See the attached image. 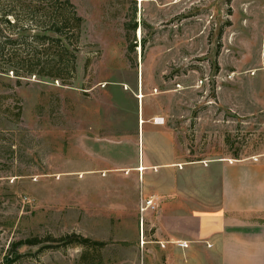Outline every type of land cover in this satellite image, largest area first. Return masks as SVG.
Masks as SVG:
<instances>
[{"label":"rangeland","instance_id":"1","mask_svg":"<svg viewBox=\"0 0 264 264\" xmlns=\"http://www.w3.org/2000/svg\"><path fill=\"white\" fill-rule=\"evenodd\" d=\"M69 2L72 63L32 41L39 19L18 15L12 49L0 37V264H145L140 205L160 174L136 168L161 162L152 132L188 162L264 153V0Z\"/></svg>","mask_w":264,"mask_h":264},{"label":"crops","instance_id":"2","mask_svg":"<svg viewBox=\"0 0 264 264\" xmlns=\"http://www.w3.org/2000/svg\"><path fill=\"white\" fill-rule=\"evenodd\" d=\"M160 129L150 152L161 162L136 168L138 180L160 174L142 198L154 204L141 217L143 237L150 226L153 238L143 241V263L264 264V153L188 162Z\"/></svg>","mask_w":264,"mask_h":264},{"label":"trees","instance_id":"3","mask_svg":"<svg viewBox=\"0 0 264 264\" xmlns=\"http://www.w3.org/2000/svg\"><path fill=\"white\" fill-rule=\"evenodd\" d=\"M5 5L8 6L7 9H0V20L5 24L6 33L5 35L0 32V37L5 41V46L13 47L18 44V41L13 39V36H22L26 32L25 28L17 29L18 26V15L23 14L26 17H30L33 20L39 19L41 21L40 26L34 25L33 30H38L40 33L32 35V41L40 40L47 45V48H52L55 44L57 48L67 55L71 56V63L73 62L74 55L73 52L76 50L73 44L78 43L80 37V30L82 20L76 14L73 6L69 0H1ZM21 12V13H20ZM135 29V27H134ZM65 41L66 44L63 45L62 42ZM42 45V42L40 43ZM6 56V57H5ZM56 56L54 59L58 60L60 56ZM0 58H2V53H0ZM17 59L15 54L4 55V60L7 63L11 72L17 76L18 68H23V59L13 63ZM27 68V67H25ZM73 71V68H71ZM26 74L37 75L40 77H46L54 80H59L60 76L57 73L54 74H40L26 69ZM67 237L60 239L58 242H63L64 245L73 244L77 240L78 244H92L94 246H103V243L93 242L91 243L87 239H82L79 237ZM39 244L37 240H27L18 243V246L23 245H35Z\"/></svg>","mask_w":264,"mask_h":264},{"label":"built area","instance_id":"4","mask_svg":"<svg viewBox=\"0 0 264 264\" xmlns=\"http://www.w3.org/2000/svg\"><path fill=\"white\" fill-rule=\"evenodd\" d=\"M162 121V120H161ZM153 124L155 125V119L153 120ZM163 124V121H162ZM154 209V204L152 199H146V200H141V205H140V213H144L146 210Z\"/></svg>","mask_w":264,"mask_h":264},{"label":"bare ground","instance_id":"5","mask_svg":"<svg viewBox=\"0 0 264 264\" xmlns=\"http://www.w3.org/2000/svg\"><path fill=\"white\" fill-rule=\"evenodd\" d=\"M139 35H140V30H138V36ZM138 99L142 100L143 99V95L141 94ZM139 123H142V121H140ZM155 125H162V121L160 119H158V118H155ZM139 170H142V168H139Z\"/></svg>","mask_w":264,"mask_h":264}]
</instances>
